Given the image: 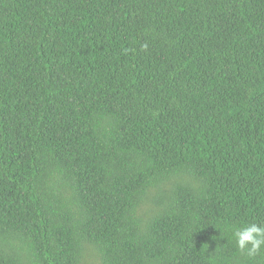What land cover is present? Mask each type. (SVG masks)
I'll return each mask as SVG.
<instances>
[{"label": "trees", "instance_id": "trees-1", "mask_svg": "<svg viewBox=\"0 0 264 264\" xmlns=\"http://www.w3.org/2000/svg\"><path fill=\"white\" fill-rule=\"evenodd\" d=\"M264 0H0V264H264Z\"/></svg>", "mask_w": 264, "mask_h": 264}, {"label": "clouds", "instance_id": "clouds-1", "mask_svg": "<svg viewBox=\"0 0 264 264\" xmlns=\"http://www.w3.org/2000/svg\"><path fill=\"white\" fill-rule=\"evenodd\" d=\"M232 236L238 249L246 251L249 256L257 255L264 248V225L248 223L235 228Z\"/></svg>", "mask_w": 264, "mask_h": 264}]
</instances>
